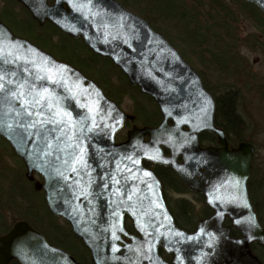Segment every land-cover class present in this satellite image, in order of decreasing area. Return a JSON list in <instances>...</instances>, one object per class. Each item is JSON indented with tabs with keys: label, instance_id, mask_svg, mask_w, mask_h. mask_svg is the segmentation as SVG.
<instances>
[{
	"label": "water",
	"instance_id": "1",
	"mask_svg": "<svg viewBox=\"0 0 264 264\" xmlns=\"http://www.w3.org/2000/svg\"><path fill=\"white\" fill-rule=\"evenodd\" d=\"M15 1L38 26L48 23L109 60L162 116L154 129L133 127L117 143L115 134L134 116L79 70L0 22V138L27 177L42 178L35 189L43 191L48 212L69 224L91 263L167 264L162 249L173 264H261L250 252L252 244L264 250L247 191L253 146L228 149L215 126V99L166 38L116 0ZM242 1L264 14V0ZM204 132L220 147L202 149L197 140ZM142 161L171 168L188 191L205 198L211 217L191 233L176 227L159 180ZM125 217L135 235L124 229ZM226 218L239 239L229 235ZM11 260L79 264L23 221L0 238V264Z\"/></svg>",
	"mask_w": 264,
	"mask_h": 264
},
{
	"label": "rangeland",
	"instance_id": "2",
	"mask_svg": "<svg viewBox=\"0 0 264 264\" xmlns=\"http://www.w3.org/2000/svg\"><path fill=\"white\" fill-rule=\"evenodd\" d=\"M200 0H193L194 3L198 4L201 8V13L208 16H215L212 13L207 15L209 9L204 10V6L199 4ZM227 8L232 10L237 14L240 7L236 6L238 3L234 0H221ZM148 3V0L138 1V0H128L127 8L138 15H141L144 4ZM150 3L154 4V6L158 7V1H153ZM9 6V0H0V6ZM198 9V12L200 10ZM13 12L17 15V17L24 18L25 15L21 12V9L17 6L12 7ZM183 10H187L184 9ZM158 11H162V9L158 8ZM141 12V13H140ZM182 12V10L177 11V13ZM189 12V11H188ZM148 16L147 13H144ZM190 14V12H189ZM144 16V15H143ZM142 17V16H141ZM151 18V21L155 27L163 33L165 38L171 43L172 47L181 54V56L199 73L202 77L205 88L208 91L217 96H221L223 94L232 92L233 89L237 90L236 94V111L239 114L238 118L243 120L245 129L241 130V136L239 139H244L253 145L254 149V168L256 171V177L252 179L253 184L251 185V191L254 197L255 202H258L257 198L261 195L264 197V187L263 191L258 189L257 186L264 183V97H261V92L264 91V29L258 30L256 26H254L251 22H248L244 18H241L238 14L236 15L237 24L235 28L238 32L239 41L237 44V52L235 53L237 58L243 62L244 72H236L232 74H226L219 70L218 66L215 63L211 62V55L213 54V49L209 50L208 57L204 55L203 49H196L195 45L192 41L187 38L183 32L177 31L176 28H173L171 25L172 22L163 21L161 17H157L156 14L152 13V15L148 16ZM23 21V20H21ZM17 21L14 23H8L10 25V30L12 33L21 36L22 34L31 35V38L37 40L39 43V47L43 46L42 44V36L46 33H50L51 29L47 28L43 32L42 31H30V27L26 25V21L19 23ZM14 24V26L12 25ZM19 24V25H18ZM175 29V30H174ZM202 31V30H201ZM26 38V36L24 37ZM62 39L61 37H59ZM58 36L52 37V43H57L59 41ZM66 44L70 46L71 49L76 51L79 55L88 53L82 48L80 42L76 41H68L64 40ZM211 38L208 37L207 45H211ZM42 48V47H41ZM43 49V48H42ZM50 49V48H48ZM57 53L59 56L64 58H70L74 65L81 63L79 59H76L75 56L71 55V52L65 51L61 52L56 48L50 49ZM77 56V55H76ZM89 60L91 56H86ZM235 59V56H231ZM96 69L98 70H90L86 73L94 79L99 84L109 92L111 90H116V97L120 101V105L124 113L131 114L134 111L133 102L136 103L138 101V96L134 91H130V89L124 90L120 84V76L115 69L111 68L108 63L103 61H97ZM76 62H78L76 64ZM233 67V66H232ZM246 67V68H245ZM141 103V102H140ZM145 109L149 111H153L152 106L143 102ZM147 119L142 117L137 121L140 123L145 122ZM138 123V125H140ZM10 149L7 146L6 141L0 138V220L3 222L6 227H9L13 221L19 220L22 217H28L27 211L24 209L25 204L23 201L19 199V197L15 196V189H13V185L15 186L17 178L20 174L19 167L17 163L14 161L13 157L10 154ZM255 180V181H254ZM259 184H258V183ZM259 193V195H258ZM261 193V194H260ZM173 195V193H172ZM32 200V204L35 207V211L32 213L38 215L45 220H50V217L47 215L42 202H40L39 196H33L30 198ZM175 201L170 200V206L173 211L178 212V203L174 205ZM260 205V203H259ZM201 211L191 212V214L195 217L200 216ZM29 218V217H28ZM34 222V221H32ZM46 222V221H43ZM40 221L34 222L37 226H45V224ZM57 228L61 225H55ZM264 258V255H263Z\"/></svg>",
	"mask_w": 264,
	"mask_h": 264
},
{
	"label": "trees",
	"instance_id": "3",
	"mask_svg": "<svg viewBox=\"0 0 264 264\" xmlns=\"http://www.w3.org/2000/svg\"><path fill=\"white\" fill-rule=\"evenodd\" d=\"M121 4L124 6H127L128 0H119ZM130 1V0H129ZM143 1V0H138ZM155 0H148V3L144 4V7L142 9L145 10L144 13H147L148 16L152 15V13L156 14L157 17H161L163 21L168 22H174L172 23V27L176 28L177 31L183 32L185 35H187V38L189 41L191 40L192 43L195 45L196 49H203L204 55L209 54V50L213 49V54L211 55V62L215 63L219 70L226 74H232L233 72H244V66L242 65L243 62H241L237 56V42L239 41L238 35L236 32L237 29L235 28V25L237 24L236 15L238 14L241 18H244L248 22H251L254 26L257 27L258 30L264 29V15L258 11V9L250 3H246L242 0H234L236 3H238L236 6H239L240 9L236 13H234L232 10L227 8V5H225L221 0H200L199 4L204 6V10L209 9L207 12L209 15L212 13L215 16H206L202 14L201 8L198 4L194 3L193 0H156L158 1V7L154 6V4L150 3ZM128 7V6H127ZM159 9H162V11H158ZM187 9V10H183ZM200 8L199 12L198 9ZM182 10V12L177 13V11ZM190 14H189V12ZM141 13V12H140ZM144 13H141L140 16H142L144 19L148 21V23L151 24V26L156 30L159 31L155 25L149 21L151 18H149ZM144 15V16H143ZM27 16V15H26ZM23 20V21H21ZM19 20L21 22L26 21V25L30 27V31H44L45 29L49 28L51 29L50 33L44 34L42 36L41 40L43 41L41 46L45 51L52 54L54 57L60 60H65L69 63H72L70 58H64L59 56L54 51L50 50L56 48L60 50L62 53L65 51L71 52V55L75 56L76 59L81 60V63L76 62L77 65H73L81 70L85 75L89 76L88 71L90 70H97V61H103L108 63V65L111 66L110 62L107 60H102L88 51H86V48L83 46V44L80 41L75 40L76 42H80L82 48L88 53L91 58L88 60L85 54L79 55L70 48L68 44L64 40L74 41L70 38H67L65 36H62L58 31H55L53 27L50 25H45L44 27L40 28L38 27L33 20H31L28 16L21 18ZM10 24V23H9ZM6 23V25L10 28V25ZM15 24V23H14ZM14 24L12 26H14ZM19 25V24H18ZM175 30V29H174ZM202 30V31H201ZM160 33V31H159ZM162 33V32H161ZM163 34V33H162ZM23 37L26 36L32 43L39 45L37 43V40L34 38H31V35H25L22 34ZM58 36L59 41L57 43H52V37ZM208 37L211 38V45H207ZM50 48V49H48ZM77 55V56H76ZM205 55V56H206ZM231 56H235V59H233ZM208 57V55L206 56ZM233 66V67H232ZM112 67V66H111ZM246 68V67H245ZM114 69V68H113ZM88 70V71H87ZM86 71V72H85ZM98 71V70H97ZM90 77V76H89ZM236 94L237 90L233 89L232 92L223 94L221 96L216 97V105H217V112H216V124L223 128L227 134L234 137L235 139H238L241 134V130L245 129L243 120L238 118V113L236 111ZM261 97H264V91L261 92ZM240 141H246L244 139H240ZM166 181L165 188L170 191L173 190V184L176 186L175 188H182V185H180V182L176 180L171 179H164ZM180 187H179V186ZM264 183L259 185L260 191H263ZM261 194V193H260ZM259 195V193H258ZM258 201L260 203V206H255V211L258 214V218L261 223L264 225V197L263 195L258 197ZM177 203H174L176 205ZM181 205V203H179ZM202 216H207L209 214V211H201L200 213ZM174 217H176V221L179 223V225H182L186 229L192 228L194 219L196 218L190 213H179V211L176 213L174 211ZM32 218L38 221H45V218L38 216L36 214H32ZM46 224H49V221L45 222ZM82 264H89L87 263V258H77Z\"/></svg>",
	"mask_w": 264,
	"mask_h": 264
},
{
	"label": "flooded vegetation",
	"instance_id": "4",
	"mask_svg": "<svg viewBox=\"0 0 264 264\" xmlns=\"http://www.w3.org/2000/svg\"><path fill=\"white\" fill-rule=\"evenodd\" d=\"M10 1V5L6 6H0V21L2 23H16L17 21L21 20L19 17H17V15L15 14V12H13L12 7L13 6H17L18 8L21 9V12L25 15V17H29L30 15L28 14V12L19 4L17 3L15 0H9ZM53 2V0H48V4H51ZM27 15V16H26ZM31 19V18H30ZM32 20V19H31ZM45 25H49V24H44ZM43 26V27H44ZM120 72L118 71V74ZM121 74V73H120ZM122 75V74H121ZM201 77V76H200ZM202 79V77H201ZM122 84H120L122 86V88H124V90L130 89V91H134L136 93V95L138 96V101L133 102V107H134V111L133 113H131L130 115H134L135 116V120L134 122H126L124 124V128L123 130L117 135V139L119 141L124 140L125 138V133L127 132V130H129L130 128H132L133 126H137V127H150L153 128L156 127L161 121V115L155 105V103L147 96L140 94L139 90L137 89V87H133L130 86L128 81L125 79V77L122 75V80H121ZM203 82V79H202ZM99 85V87L103 90V93L109 98V100L111 99L112 101H114V103H116L117 105H119V107L121 108L120 105V101L114 97L116 96V90H111V91H107L102 84H99V82L97 83ZM204 84V82H203ZM141 102V103H140ZM143 102H147L152 106L153 111H149V113L147 112L148 110L145 109L144 103ZM122 110V108H121ZM142 117L146 118L147 120L143 123H140V125H138L137 121L140 120ZM122 138V139H120ZM226 139L228 142V148H234L238 145V140H236L234 137L230 136L229 134L226 133ZM145 140H148V137H145ZM199 144L202 148L205 147H214L217 148L219 147L217 144V138L215 136H213L210 133H203L199 135ZM163 153L165 155H168V152H166L165 150L163 151ZM13 156V155H12ZM14 157V156H13ZM14 161L17 163V166L15 167H19V176L17 178H15L17 180L18 183H16V185H13V189H15V191H13L15 193L16 197H19V199L21 201H23V203L25 204L24 209L27 211V216L29 217H22L19 220L25 221L27 222L31 227H33L39 234L43 235L47 241L48 244H50L51 246H55L58 247L62 250H65L68 254L72 255L73 254L84 258V256H86V253L83 251L82 245L81 243H79V241L73 237V235L70 232L69 226L67 225V223L63 222L62 219L60 218H55L52 215H50L48 213V216L50 217V223L49 224H45V226H41L38 227L36 224H34V222H39L38 220H35L34 218H32V212L35 211V207L32 204V200L30 199L33 196H39L40 198V202H42V204L44 205L43 202V196L44 193L40 190L37 191L35 189V182H39L41 183L42 179L37 176V175H33L32 177L28 178L26 176V169L23 165V163L16 159L15 157L13 158ZM142 165L148 169L151 170L155 173V175L158 177L160 183L162 184L163 187V195H164V199L165 202L169 208V204H170V200L175 201V203H178V211L179 213H190V212H196V211H211L210 208L206 207L204 204V198L195 192H191L182 185V188H175L176 186H174L173 184V190L168 191L165 188V183L166 181L164 179H171L174 180L176 182V180H178V178L175 176V174L167 167H163L157 164H153L151 162L148 161H143ZM256 171L254 168V162L252 163V170H251V176L250 179L248 181L247 184V188H248V193H249V198H250V202H251V206H260L259 205V201L255 202L254 197L252 198V179L254 178V175L256 177ZM179 181V180H178ZM255 181V180H254ZM180 182V181H179ZM258 183V182H257ZM259 184V183H258ZM181 185V183H180ZM254 185V184H253ZM257 188L259 189V186H257ZM173 193V195H172ZM258 200V198H257ZM179 203H181V205H179ZM45 207V205H44ZM45 210L47 211L46 207ZM170 210V208H169ZM210 216V214L208 215ZM206 216V217H208ZM206 217H201V218H206ZM126 219V218H125ZM18 220V221H19ZM201 220V219H200ZM1 221H3L2 219L0 220V237H2L3 235H5L10 228L12 227V224H14L16 221H13L12 224L9 225V227H6L5 224ZM34 221V222H32ZM199 221V220H197ZM192 226V229H190V232L195 230L196 228V223ZM55 225H62L61 227L64 229L62 230L61 227L59 226V228H57V226ZM125 228L128 231H132L131 227H130V222L128 219H126L125 221ZM238 237V236H236ZM257 251V252H256ZM252 254L254 256H257L258 259L261 261L262 264H264V259L261 258V255H259V252H262L261 249L257 246H252ZM161 257L163 260H165L167 263L171 264V256L166 255L165 253H163L162 251H160ZM74 257V259H77L78 257ZM78 260V259H77ZM79 261V260H78ZM88 263L90 261H87ZM8 264H17L16 261H11ZM91 264V263H89Z\"/></svg>",
	"mask_w": 264,
	"mask_h": 264
}]
</instances>
